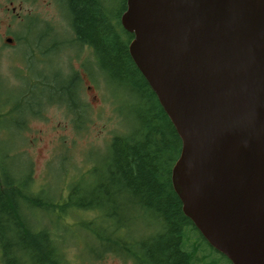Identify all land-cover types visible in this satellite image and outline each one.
<instances>
[{"label": "water", "instance_id": "1", "mask_svg": "<svg viewBox=\"0 0 264 264\" xmlns=\"http://www.w3.org/2000/svg\"><path fill=\"white\" fill-rule=\"evenodd\" d=\"M119 23L180 139L182 213L231 264H264V0H125Z\"/></svg>", "mask_w": 264, "mask_h": 264}, {"label": "trees", "instance_id": "2", "mask_svg": "<svg viewBox=\"0 0 264 264\" xmlns=\"http://www.w3.org/2000/svg\"><path fill=\"white\" fill-rule=\"evenodd\" d=\"M124 8L125 0L66 2L73 39L91 50L107 85L128 82L142 100L137 123L113 135L98 162L90 158L85 172L91 182L68 183L57 200L43 190L33 191L29 161H10L16 154L12 144L26 128L25 115L15 106L5 113L0 102V124L8 118L14 126L5 125L6 136L0 137V264H69L62 237L51 230H67L63 222L68 213L83 211L91 217L82 216L77 224L90 259L114 254L137 264H197L194 250L187 248V231L196 234L197 244L208 245L182 213L171 187L170 169L180 139L128 54L131 34L119 23ZM65 79L56 85L57 97L45 100L64 105L74 126L81 125L87 107L80 99V78L71 73ZM30 112L36 114L37 108ZM45 213L53 229L44 226Z\"/></svg>", "mask_w": 264, "mask_h": 264}, {"label": "rangeland", "instance_id": "3", "mask_svg": "<svg viewBox=\"0 0 264 264\" xmlns=\"http://www.w3.org/2000/svg\"><path fill=\"white\" fill-rule=\"evenodd\" d=\"M62 1L0 0V102L5 113L15 106L26 119V128L12 144L16 154L10 161L28 160L32 190L48 192L54 200L68 183L93 180L85 172L90 158L98 162L109 139L137 123V107L142 104L130 83L107 85L91 50L74 41L67 0ZM71 73L80 78V99L87 107L85 121L77 126L64 105L45 100L57 97L56 85ZM36 108V114L28 113ZM0 125V137L6 136L5 125L14 128L8 118ZM82 216L87 219L91 213H68L63 222L67 230L53 229L48 214L41 217L48 230H58L69 264H137L114 254L90 259L77 224ZM187 236V248L194 250L197 264H209L210 259L228 263L209 245L197 244L194 232L188 230Z\"/></svg>", "mask_w": 264, "mask_h": 264}, {"label": "flooded vegetation", "instance_id": "4", "mask_svg": "<svg viewBox=\"0 0 264 264\" xmlns=\"http://www.w3.org/2000/svg\"><path fill=\"white\" fill-rule=\"evenodd\" d=\"M58 2H60V3H61V2H63V1H62V0H58ZM9 38H11V37H9ZM11 40H12V39H11ZM9 43H11V41H10Z\"/></svg>", "mask_w": 264, "mask_h": 264}]
</instances>
